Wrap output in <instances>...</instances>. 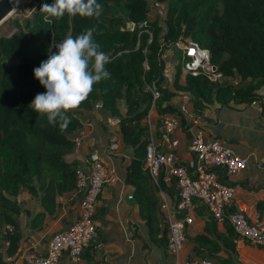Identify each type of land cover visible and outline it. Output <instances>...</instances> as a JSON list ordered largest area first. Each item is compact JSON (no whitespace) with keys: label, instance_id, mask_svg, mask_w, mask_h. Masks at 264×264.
I'll use <instances>...</instances> for the list:
<instances>
[{"label":"trees","instance_id":"obj_1","mask_svg":"<svg viewBox=\"0 0 264 264\" xmlns=\"http://www.w3.org/2000/svg\"><path fill=\"white\" fill-rule=\"evenodd\" d=\"M33 1L28 17L12 19L15 31L0 35V251H17L19 215L29 213L23 192L40 205L30 216L33 229L57 212L59 195L74 190L79 204L76 168L83 162L65 154L83 126L81 116L98 100L105 115L120 118V139L130 150L125 181L133 186L149 240L166 249L160 192L171 197L174 209L177 187L162 171L154 180L146 167L150 136L144 120L154 101L155 134L161 115L171 113L191 140L190 117L212 104L258 100L264 115V0H157L163 14L152 19L149 0ZM185 38L208 49L212 69H183L190 56L181 55L176 42ZM171 47L179 56L167 81L163 54ZM214 72L220 76L210 78ZM178 91L188 93L190 103L181 102ZM214 169L224 180V170ZM257 209L263 221L264 198ZM220 221L221 232L208 210L203 230L190 237L194 250L215 264H239L227 254L240 236L226 217Z\"/></svg>","mask_w":264,"mask_h":264},{"label":"crops","instance_id":"obj_2","mask_svg":"<svg viewBox=\"0 0 264 264\" xmlns=\"http://www.w3.org/2000/svg\"><path fill=\"white\" fill-rule=\"evenodd\" d=\"M184 93L189 97L185 101L187 103L190 95ZM187 107L186 110L189 111L190 104ZM105 116L103 110L94 108L81 116L83 126L76 133L80 142L74 144L75 148L65 154V157L76 158L85 165L88 153L96 151L110 170L113 180L107 179L101 187L95 205L96 231L83 250L81 260L75 262L67 254H63L58 264H173V257L167 248L155 247L148 238L146 224L139 214L137 199L133 195V186L125 181V166L130 150L120 139L119 126H107L104 123ZM190 118L193 134L201 129L205 136L217 137L247 159L245 168L234 173L224 171L222 178L235 189L230 208L241 207L251 218H259L257 200L264 198V115L261 114L259 101L249 104L233 103L230 106L212 104L200 115L193 114ZM152 124L151 129L154 131V122ZM113 141L117 142L116 148L110 147ZM189 142L188 136L177 125L171 134V149L176 159L189 160L192 157ZM74 195V190L59 195L57 212L46 215L43 220L45 224L40 229H33L30 226V216L40 205L37 198L23 192L22 200L29 213L19 215L18 248L13 254H6L4 249L0 251V264H18L31 248L43 252L50 235L67 227L76 217L78 200ZM160 195L168 204L171 203L168 194L161 191ZM191 214L193 221L186 226L184 245L179 251L181 259L199 257L190 237L203 230L208 210L204 204L196 201ZM217 227L220 232L224 230L220 220ZM1 231L0 229V235ZM246 248L248 247L244 241L238 238L235 251L227 255L239 264H247L246 260H251L248 264H264V250L262 257L254 258L244 251Z\"/></svg>","mask_w":264,"mask_h":264},{"label":"built area","instance_id":"obj_3","mask_svg":"<svg viewBox=\"0 0 264 264\" xmlns=\"http://www.w3.org/2000/svg\"><path fill=\"white\" fill-rule=\"evenodd\" d=\"M183 42V51L190 58L184 62L185 71L196 74L200 68L212 69L209 61V51L197 42L187 38ZM177 43V42H176ZM166 76L167 71H164ZM210 78L220 76V72L209 73ZM182 92V91H181ZM156 97L159 92L152 91ZM188 94V93H187ZM100 100L94 102V109H101ZM155 109L152 101L146 120L149 127V141L146 144V167L151 177L156 180L162 171L164 180L174 178L177 187V202L174 210L166 199H162L161 209L164 222L167 224L166 248L173 257V264H215L207 257H187L181 259L179 251L184 245L186 226L193 221L191 210L195 201H202L212 216L220 220L226 217L241 238L264 247V222L259 218H251L241 207L230 208L234 198V186L220 179L214 168H222L226 173H234L247 165V159L223 144L217 137L205 136L201 129L194 132L189 148L192 157L181 163L176 159L171 149V134L178 125V118L171 113L161 115V130L159 136L151 133V111ZM117 115H106L104 123L109 127L119 126ZM75 144L80 137H74ZM117 142L111 143L116 148ZM113 180L107 165L98 152L88 155L87 163L76 168V188L80 191L77 215L71 223L62 229L54 231L43 252L28 249L18 264H58L63 254L75 262L81 260L82 252L96 231L94 219L95 205L102 185L106 180ZM181 211V217L175 216ZM7 229L12 230L11 224ZM8 243V240L5 241ZM35 247V246H34Z\"/></svg>","mask_w":264,"mask_h":264},{"label":"rangeland","instance_id":"obj_4","mask_svg":"<svg viewBox=\"0 0 264 264\" xmlns=\"http://www.w3.org/2000/svg\"><path fill=\"white\" fill-rule=\"evenodd\" d=\"M150 2V12L148 14L149 18H154L155 16H161L163 14V3L157 0H149ZM14 3V9L13 11L9 14V16H7L1 23H0V35H6V34H10L13 31H15V27L12 24V19H19L20 21H23L26 17H28L32 10L35 8L36 2H34L33 0H13ZM186 40H188L187 38L185 39H179L176 43L177 47H181L183 49V42H185ZM185 53L183 50H181V55ZM178 54L176 53V49L175 47H171L170 49H168L167 51L164 52L163 54V59L165 62V66H166V77H167V81L169 80V78H171L172 76V71L174 68V64L176 63L177 59H178ZM184 69V68H183ZM185 70V69H184ZM183 70V73H184ZM171 85V84H170ZM177 98L182 102H185L187 99L189 100V97H187L185 95L184 92L178 91V95ZM176 99V98H175ZM156 112L153 109L151 111V118H150V122L151 125H153V116H155ZM145 123H147V120L145 118ZM148 124V123H147ZM150 132V131H149ZM155 130L153 131V129H151V133H154ZM241 238V237H240ZM244 243L247 245L248 248H246L247 250L246 253L248 255H251L252 257L256 258H260L262 257L263 253L262 250H264V247H259L257 244L251 242L248 239H244L241 238ZM250 246H252L250 248ZM258 248V251L256 250V248ZM243 251V252H244ZM248 263H251V260H246ZM242 263V262H241ZM247 263V264H248ZM254 264V263H252Z\"/></svg>","mask_w":264,"mask_h":264},{"label":"water","instance_id":"obj_5","mask_svg":"<svg viewBox=\"0 0 264 264\" xmlns=\"http://www.w3.org/2000/svg\"><path fill=\"white\" fill-rule=\"evenodd\" d=\"M14 9L13 0H0V23L7 17ZM75 146L72 147L74 149ZM182 212H175V216L181 217Z\"/></svg>","mask_w":264,"mask_h":264}]
</instances>
